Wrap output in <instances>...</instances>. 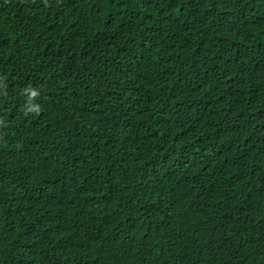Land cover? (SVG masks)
I'll use <instances>...</instances> for the list:
<instances>
[{
    "label": "trees",
    "instance_id": "obj_1",
    "mask_svg": "<svg viewBox=\"0 0 264 264\" xmlns=\"http://www.w3.org/2000/svg\"><path fill=\"white\" fill-rule=\"evenodd\" d=\"M0 264H264V0H0Z\"/></svg>",
    "mask_w": 264,
    "mask_h": 264
},
{
    "label": "clouds",
    "instance_id": "obj_2",
    "mask_svg": "<svg viewBox=\"0 0 264 264\" xmlns=\"http://www.w3.org/2000/svg\"><path fill=\"white\" fill-rule=\"evenodd\" d=\"M209 52L210 40L205 34H198L184 40L176 50L172 70L180 76L179 79L187 86L188 82L192 80H200L202 83L209 70ZM212 57L214 58V67L223 73L227 66V55L218 49Z\"/></svg>",
    "mask_w": 264,
    "mask_h": 264
}]
</instances>
